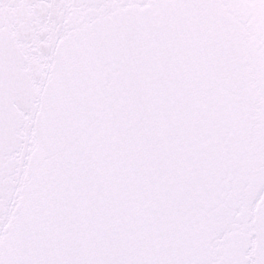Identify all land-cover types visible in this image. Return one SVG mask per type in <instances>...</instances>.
Returning a JSON list of instances; mask_svg holds the SVG:
<instances>
[{"label": "snow or ice", "instance_id": "6c2138e0", "mask_svg": "<svg viewBox=\"0 0 264 264\" xmlns=\"http://www.w3.org/2000/svg\"><path fill=\"white\" fill-rule=\"evenodd\" d=\"M0 264H264V0H0Z\"/></svg>", "mask_w": 264, "mask_h": 264}]
</instances>
